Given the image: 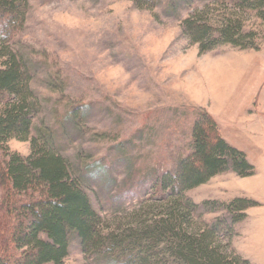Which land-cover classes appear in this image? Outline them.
Here are the masks:
<instances>
[{
    "label": "rangeland",
    "instance_id": "obj_1",
    "mask_svg": "<svg viewBox=\"0 0 264 264\" xmlns=\"http://www.w3.org/2000/svg\"><path fill=\"white\" fill-rule=\"evenodd\" d=\"M27 2L24 28L11 48L36 70L31 88L39 108L32 136H56L60 152L73 174L82 177L95 210L105 219L137 211L147 196L143 189L141 198L131 199L136 184L173 168L189 153L194 110L204 109L201 103L220 106L224 127L229 118L244 129H257L258 121H264V20L257 13L247 10L241 20L244 31L255 34L258 50L221 46L201 54L182 22L194 11H207L209 20L219 21L233 12L231 0H193L173 12L168 0H160L154 11L139 9L131 0ZM76 108L83 111L79 119L68 121ZM246 116H253V123ZM8 148L23 157L31 154L30 142L10 140ZM263 161L255 160L252 179L224 175L187 196L200 205L247 194L264 204ZM251 182L253 190L247 188ZM250 209V221L242 225L240 238L233 239L244 259L241 253L256 256L257 243L264 254V207ZM226 216L223 211L204 212L208 223ZM63 264L90 260L73 241Z\"/></svg>",
    "mask_w": 264,
    "mask_h": 264
},
{
    "label": "trees",
    "instance_id": "obj_2",
    "mask_svg": "<svg viewBox=\"0 0 264 264\" xmlns=\"http://www.w3.org/2000/svg\"><path fill=\"white\" fill-rule=\"evenodd\" d=\"M27 1L0 0V264H63L73 241L90 264H251L235 251L233 239L236 225L258 204L236 198L199 205L187 196L226 173L243 179L256 174L246 154L223 139L204 109L194 110L189 153L129 192L131 199L141 198L145 189L147 198L137 211L109 221L95 210L82 177L73 174L60 152L56 136L50 132L32 136L39 108L31 88L36 70L11 48L24 28ZM131 1L149 11L160 3ZM191 3L168 0V10ZM231 4L233 12L219 21L209 20L207 11H194L182 22L187 38L199 45L201 54L221 46L259 49L255 34L244 31L241 15L248 10L264 20V0H231ZM82 112L71 110L67 120L76 122ZM10 140L30 142L31 154L12 153ZM219 211L227 216L213 223L204 220V212Z\"/></svg>",
    "mask_w": 264,
    "mask_h": 264
},
{
    "label": "crops",
    "instance_id": "obj_3",
    "mask_svg": "<svg viewBox=\"0 0 264 264\" xmlns=\"http://www.w3.org/2000/svg\"><path fill=\"white\" fill-rule=\"evenodd\" d=\"M217 104L221 105L222 103H217ZM201 105L204 109H207V111L210 113V115L216 121L223 139H225L227 141V143H229L232 147L244 152L247 156L248 161L253 166H255L254 162L258 157L261 158L262 160L264 159V121L259 120L260 118L256 116L255 119L259 120L258 121L259 126L256 127L257 129H254L253 127L251 129H249V128L244 129V128H238V127L234 126L232 124V118H229L230 123L224 127L223 126L224 124L222 125V123H221L219 113L217 112V109L220 108V106L205 105V103H201ZM246 118L248 119L247 122L253 123V121H252L253 116H250V117L246 116ZM247 127H250V126L247 125ZM228 174L231 175V176H229L230 178L237 177L233 173H226V174L217 176L216 178L217 179H219L220 177L223 178L224 175H228ZM216 178H214V179H216ZM214 179H212L211 181H213ZM244 179L249 180V179H252V177L244 178ZM244 179H242V180H244ZM252 185H253V183L251 182L250 186L247 188L249 190H253ZM261 192L264 194V186L261 187L260 193ZM242 198H248L250 200H253L259 204V207H261V208L264 207V204L260 203L259 200L251 199L250 196L247 194L243 195ZM262 200L264 203V197ZM252 211H253L252 209H249L246 211L247 218L241 223V226H240L239 231H238V235L236 236L237 238H240V229L242 228V225H244V223H248L250 221V219H251L250 213ZM262 223L263 222H260L258 226H262ZM256 237H257V235H256ZM261 239H262V242L264 243V235H262ZM253 246L255 247L256 250L259 249L255 253L256 254L255 257H250L249 255H247L245 253H241V252L240 253L243 256H245V258L247 260H249L250 262H253L254 264H261V263H259V261L263 260L264 254L263 255L261 254V249H260L259 243H257L256 245H253Z\"/></svg>",
    "mask_w": 264,
    "mask_h": 264
}]
</instances>
